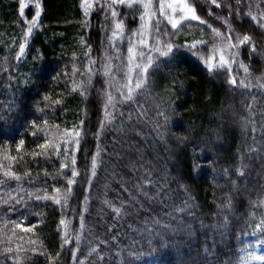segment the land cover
I'll return each instance as SVG.
<instances>
[{
  "label": "trees",
  "instance_id": "16d2710c",
  "mask_svg": "<svg viewBox=\"0 0 264 264\" xmlns=\"http://www.w3.org/2000/svg\"><path fill=\"white\" fill-rule=\"evenodd\" d=\"M23 1L0 0V264H238L241 235L260 222L264 236V0H187L205 23L175 29L154 19L130 101L109 10ZM115 11L128 34L145 15Z\"/></svg>",
  "mask_w": 264,
  "mask_h": 264
},
{
  "label": "rangeland",
  "instance_id": "374dc122",
  "mask_svg": "<svg viewBox=\"0 0 264 264\" xmlns=\"http://www.w3.org/2000/svg\"><path fill=\"white\" fill-rule=\"evenodd\" d=\"M29 2L32 1V3L35 4L36 0H25L23 2ZM37 2V1H36ZM89 2L92 4L91 8H88V10L93 11L95 9L99 8H105V11L108 12L109 10V15L108 18L112 19L113 23L110 24L109 29V36L112 39H119V40H125L128 43V48H127V56H128V70H127V78L122 82L123 88L128 91V88L125 87V85H128L129 79L132 80V84L130 87L133 89L135 88V83L138 80L137 77V69H136V64H139V59H140V53H142L141 48L147 44L148 42V36H149V30L150 28L152 29V21L156 19L157 17H160L161 19L169 22V19H175L178 21V24H184L190 19H181V16H186L189 15L187 12L181 13L179 11L173 12L172 9L170 8H165V15H161L160 9H159V4H169L173 3L174 6H178L174 0H153V6L149 10H145V15L144 19L141 20L140 27L138 28L137 31H133V33L128 34L125 32L121 22L117 21L114 22V19L116 20V15L113 16L111 13L115 11L116 7L121 5L117 3L116 5H113L111 8L108 7L107 3H105V0H99V3L97 0H89ZM141 2H146V0H141ZM184 3H189L187 0H183ZM84 7L86 8L85 4ZM116 12V11H115ZM147 12V14H146ZM154 13V15H153ZM257 13V17L263 21L264 23V9H259ZM113 16V18H112ZM106 16L104 17V19ZM170 23V22H169ZM33 24V22L31 23ZM120 24L121 28L117 29L116 25ZM171 24V23H170ZM177 24V25H178ZM179 24V25H180ZM115 34V35H114ZM190 45H196V44H201L203 40L199 38H192L189 41H187ZM229 45H232L230 42H224V43H217V48L219 49L218 51L214 52V60H217V63L219 61V58L221 55L224 56L226 60L229 61L228 66H231L233 63V56L235 53V48L234 47H229ZM132 47L133 52L130 54L128 49ZM139 48V50H138ZM138 50V51H137ZM132 69L131 72H129V69ZM263 231V226L262 224L255 223L246 233L241 235L240 240V247H239V252H238V257L239 261L238 264H264V262L254 260V259H248L249 255H264V244L261 243V241H264V236L262 234Z\"/></svg>",
  "mask_w": 264,
  "mask_h": 264
},
{
  "label": "snow or ice",
  "instance_id": "6c2138e0",
  "mask_svg": "<svg viewBox=\"0 0 264 264\" xmlns=\"http://www.w3.org/2000/svg\"><path fill=\"white\" fill-rule=\"evenodd\" d=\"M83 2L85 4V6H86V10L88 8H91L92 7V4L89 2V0H83ZM97 2L99 3V0H97ZM174 2L178 6H174L173 3H169L167 5L162 4V3L159 4V9H160L161 15H165V8L167 7V8L172 9V11L174 13L177 12V11H179L181 13L187 12L189 15L181 16V19L182 20L183 19H190V20H193V21L199 20L200 23H205V21L201 20L195 14V9L192 8V7H190L187 3H184L183 0H174ZM210 2L212 4H216V0H210ZM236 2H237V4H240L242 2V0H236ZM105 3H107V5H108L109 8H111L113 5H116L117 3H119V4H126V6H128V7H132L133 4L136 3V4H139L141 7H143L145 10H149L153 6V0H146V2H141V0H105ZM27 6L28 5H26V4H23V3L21 4V15H23V9L25 7H27ZM216 6L219 7L220 5L219 4H216ZM36 7L38 8L39 5H36ZM111 14L113 16H115L116 15V12L113 11ZM146 14H147V12H146ZM39 15H40V13H39V11H37L36 12V17H39ZM153 15H154V13H153ZM248 15H251V12H249ZM252 18L253 19H257V17H255V16H253ZM141 19H144V17L142 16ZM169 22L171 23V26H172L173 29L177 28L178 21H176L175 19H171L170 18L169 19ZM116 28L117 29H120L121 28V25L120 24H117L116 25ZM213 32L216 35H218V36L221 35L215 29H213ZM228 39H231V37L229 36ZM249 41H250V37L247 36V35H245V36H243L242 39L239 40V44L247 43ZM236 46L237 45H229V47H236ZM192 47H195V45H192ZM165 48H166L167 51L164 52V53H162V54H165V55L167 54V52H170L172 50V46L170 44L165 45ZM20 50H21V52H23V45H21ZM157 50H159V49H157ZM218 50H219L218 48H214L213 49L214 52L215 51H218ZM128 51L131 54L133 52V48L130 47L128 49ZM253 51H255V46H253ZM140 57H141V59H143L144 58V54L143 53H140ZM213 59H214V57H213ZM151 62H152V58L151 57H147V63H148V65H150ZM228 64H229V61L226 60L223 55H221L216 66L217 67H220V68H227L228 67ZM241 66L244 67L243 65H241ZM135 67L138 70L136 74H137V77L139 78L138 81L135 83V88L136 89H139V88L142 87V83H143V73H145L147 71V67H142L140 64H136ZM209 68L210 69L212 68L211 62H209ZM131 71H132V69L130 68L129 69V72H131ZM245 72H247V68L246 67H245ZM231 83L235 84L236 83L235 79L231 80ZM131 84H132V80L129 79L128 85H125V87L128 88V91L126 93H122V95H124V97H125V100H129V101L132 100V97H133V88L130 87ZM240 86H246V85H244V82L241 81L240 82ZM111 100H112V98L109 97V102L110 103H111ZM160 115H163V113H160ZM75 136L76 137H79L80 136V133L79 132H76L75 133ZM65 143H67V142H65ZM77 143H78V141H77ZM42 147H43V145H42ZM64 150H65L66 153L68 152V148L67 147H65ZM72 163L73 164L75 163V160L74 159H73ZM91 166H92L93 169L96 168V158L95 157H93V159H92ZM5 175L7 176V175H11V174L10 173H5ZM76 175H78V173L76 171H73L72 172V176H76ZM16 179H19V177H16ZM73 182H74L73 180H69L68 181V184L71 185ZM144 183L145 184H150L151 183V181H150V179H149V177L147 175L144 177ZM138 190H140V189H138ZM56 191H57V193L59 192L58 189ZM69 191H70V188H69ZM141 194L147 196V193L146 192L141 191ZM147 198L149 200L152 199V197H150V196H148ZM60 202L61 201H60L59 198H57L55 200V203H57V204H59ZM113 211L116 213L117 216H119L121 214V208H114ZM61 224H64V221H61ZM68 242L69 241L67 239H65V243L67 244ZM261 243L264 244V241H261ZM92 251H95V249H93ZM248 259H254V260H258V261L264 262V255H254L253 256V255L250 254L249 257H248Z\"/></svg>",
  "mask_w": 264,
  "mask_h": 264
}]
</instances>
